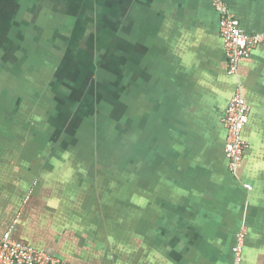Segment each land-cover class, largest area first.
<instances>
[{
	"label": "crops",
	"instance_id": "1",
	"mask_svg": "<svg viewBox=\"0 0 264 264\" xmlns=\"http://www.w3.org/2000/svg\"><path fill=\"white\" fill-rule=\"evenodd\" d=\"M100 2L86 4L75 29L78 35L69 37L70 28L62 26L75 18L69 0H41L40 5L7 0L23 8L19 13L34 14L38 4V26L49 32L50 46L76 47L66 60L73 59L69 68L77 66L81 75L93 59L89 56L96 43V21L102 17L110 25L103 40L98 37L99 46L109 48L113 40L120 56L109 64L102 52L99 58L105 67L98 75L103 81L111 75L117 106H106L104 114L100 110L96 140L109 141L114 148L118 141L120 152L110 147L108 158L102 156L99 165L96 157L90 170L87 154L80 149L86 139L81 144L71 135L72 148L59 153L53 151L59 135L49 134V125L43 134L13 135L15 140L0 150V239L11 232L13 239L73 264H236L234 246L243 230L240 264H264V43L241 60L234 76L211 0ZM225 2L244 31L264 32V0ZM42 13L47 15L44 22ZM35 56L29 52L22 59V71ZM126 66H131L128 77ZM165 68L177 78L182 71V167H165L162 148L154 150L153 157L149 154L150 77ZM238 83L250 115L243 133L248 148L242 166L233 173L225 154L222 118ZM159 88L162 94L163 85ZM130 93L132 109L118 101H128L125 95ZM116 107L121 111L114 112ZM154 114L164 119L162 108ZM51 117L58 125V112ZM117 118L121 129L115 131ZM127 126L132 131L127 132ZM126 140L139 143L134 168L123 166ZM62 143L69 144L64 137ZM121 174L134 176L123 179Z\"/></svg>",
	"mask_w": 264,
	"mask_h": 264
},
{
	"label": "rangeland",
	"instance_id": "2",
	"mask_svg": "<svg viewBox=\"0 0 264 264\" xmlns=\"http://www.w3.org/2000/svg\"><path fill=\"white\" fill-rule=\"evenodd\" d=\"M69 1L74 7V11H72L74 14L71 15L75 16V18L72 19L71 17V19H66L69 22L64 23L62 26L66 27V29L67 27L70 28L69 37H71L73 34H75V29H77L78 26L77 23L80 21V19H82V14L86 4L88 2L97 4L101 2L100 0ZM105 2L107 3L108 0H105ZM6 5L7 0H0V12L3 15H5L3 9ZM21 14L24 13L15 11L14 13H11V17L15 18L17 16L22 19L25 16ZM41 17L44 22L47 15L42 13ZM97 27L98 26L95 25V28L93 29L94 31H92L96 40L98 39V35L100 33ZM3 43L7 46L6 51L8 53H12L13 55H15L18 50L21 49L18 57L12 58V60H21L23 46H21V48L16 47L19 44L13 42H11L9 45L7 41ZM102 46L107 47L104 45ZM28 49L30 50L31 48ZM102 49V47L95 43L92 53L89 56L93 57V59L86 62V66L82 71V75L80 74V70L77 66L72 67V70L71 68H68L65 69V71H61L59 73L58 68H56L52 74L51 69L53 64L56 63L57 59L59 61L63 59L66 60V55L69 51L68 49L63 48L61 50L60 47L58 49L54 47H48V51L41 57V60L45 61V66L43 67L44 71H42V73L39 75L38 73L41 71L38 73L34 72L37 73V76H35V81H33V73L30 72L28 74L25 71L22 72V64L16 62L15 67L11 69V65L9 66V63L13 62L10 61L8 63L7 60H3L2 63H0V101H2L0 103V118L4 119V121L0 120V150H3L4 147L8 145V142L15 140L13 135L18 137H30L31 135H36V133L39 132H42L43 134V129H47L46 125H49L50 129H52L51 133L49 134L55 136L57 134L59 135L57 139L58 144L63 139L62 135L68 134L66 140H68L69 146L72 144L70 142L71 135L77 136V138L80 139L78 143L81 144L82 141L86 139L85 134L83 133L84 127H92V129L97 130L96 121L100 110H103L102 114H104L106 106H117V104L115 106L113 105L114 102L117 101V94L113 92V87L115 84L111 82V75H108V79L105 81H103L99 75L96 76V73H99L100 69L105 67L104 65H101L99 58V56H103L101 51ZM33 52H35L34 49ZM69 55H74V52H69ZM6 58L7 56H2V59ZM108 60L109 58H107L106 62H108ZM14 69L16 70L14 71ZM26 70H30L29 66H27ZM75 71L76 75H73ZM71 72L73 73L71 74ZM29 75L32 77H29ZM115 75L116 83H118V75ZM52 80L57 81V84L54 85ZM8 84L13 85L15 89L12 91V88H5ZM48 86L52 87L51 90H48ZM5 89H10L9 94ZM104 91H108L109 93L106 95ZM41 99L43 103L37 107V110H34V107L39 104V100ZM87 101H91L92 105L89 106ZM118 101H120L125 106L128 105V101H126L125 98L121 97ZM14 103L19 106L18 111H13ZM7 104H10V106ZM32 105L33 108L31 107ZM92 106L93 110L91 111L90 107ZM56 112H58L59 120L61 122L58 125L53 124V122L57 123L56 117H51V114ZM74 113L76 114V117L75 120L72 121V116ZM51 125L53 127H51ZM94 140L96 139L94 138ZM128 145L132 148V150L135 151L134 154H137V147L139 146L138 141H129ZM11 147H13V145H11ZM70 148L72 147H68L65 150ZM127 150L128 149L125 147V149L121 150V152L126 154ZM156 161H159L158 157H155V162ZM133 176L134 175L128 176L126 174H121V176L119 175V177H122L123 179H128L129 177L133 178ZM169 198L171 200H176V198L173 196H170Z\"/></svg>",
	"mask_w": 264,
	"mask_h": 264
},
{
	"label": "flooded vegetation",
	"instance_id": "3",
	"mask_svg": "<svg viewBox=\"0 0 264 264\" xmlns=\"http://www.w3.org/2000/svg\"><path fill=\"white\" fill-rule=\"evenodd\" d=\"M36 3L38 1V4L40 5V1L41 0H34ZM38 4L35 5V13L33 14H28L25 10L22 11L21 15H24L25 17L20 19L19 17H15L12 18L11 17V13H14L15 11H19L20 9H23L21 7H19L18 5L15 4H11L8 3L4 9L3 12L5 13V15H3L0 12V63H2V61H6L9 63L10 61L13 63H9V66L11 67V69H13V67H15L16 62H18L19 64H22L21 67L23 68V60L24 57L26 55H28L29 52H33V49L35 50L34 53H36V56L34 58L33 61L28 62L29 66L31 67V70H26L24 69L25 72H27L28 74L31 72L33 73V77L37 76L42 73V71H44V66H45V61L41 60V57L48 51V47L50 46V43L52 44L53 41L51 42L46 36L49 32H47L46 30H44L41 25L38 26V19H39V11H37L38 9ZM33 9V8H32ZM29 11H31L29 9ZM37 12V13H36ZM97 28L98 31L100 32L98 37L101 38V36L106 35L109 29L108 23L103 22V18L100 17L97 21ZM112 33L110 34L111 36H113L115 34V27L114 25H112L110 27ZM119 30V29H118ZM114 31V32H113ZM84 31H81V33H83ZM74 35H78L75 34ZM2 38V39H1ZM103 40V39H102ZM10 45L11 42L13 43H17L19 44L16 47L21 48L22 47V57L21 60H16L12 58H17L19 53L21 52V49L18 50V52L13 55L12 53H8L6 51V45H4L3 42H6ZM113 40H112V44L109 46V48H103L101 51L107 53V58H109L108 62L109 64L111 63H115L116 62V57L118 59V57L120 56V54L118 53V49L116 50V46L115 43L113 44ZM54 43H56L54 41ZM96 44L99 45V40H96ZM37 45V48H36ZM30 47V51L27 53L28 51V47ZM62 48L63 49H68L69 52H73L76 50V47H63V46H58L55 45L54 48L58 49V48ZM53 48V47H51ZM4 52V53H3ZM69 52L66 56H68L70 58ZM39 54V58L38 55ZM7 56L6 59H2V56ZM73 59H68V60H61L59 61L58 59L56 60V63L53 64L52 69H51V73L53 74L55 69L58 68V73L61 71H65V69H68L70 67L69 65V61H72ZM161 65V64H159ZM159 65H157L158 68ZM130 68L131 66H126L127 72H126V77L129 76V72H130ZM16 69H14L15 71ZM22 71V72H24ZM37 72V73H34ZM50 73V74H51ZM102 73V71H100V74ZM104 74L106 72H103ZM35 74V76H34ZM29 75V77H32ZM96 76H98V73H96ZM25 79V78H24ZM53 84H57V81L52 80ZM126 81L128 82V79L126 78ZM126 81L124 82V85H126ZM150 83H151V88H150V92L152 94L151 98H150V106H149V111L148 113L150 114V122L147 125V130L150 134V136L152 137V141H153V146L152 149L150 151V156H155L156 152L154 150H156L158 147L162 148L161 149V153L162 156L164 157V166L165 167H182V71L180 74V78H177L176 75L174 74V72L170 69V68H165L163 71H157L155 73L151 74L150 77ZM161 81V82H160ZM160 84L163 85V90H162V94H161V89ZM7 87L5 88H12V91L15 89V87L13 85H6ZM51 86V85H50ZM48 86V90H51L52 87ZM8 91V94L10 92V89H5ZM179 90V94H176V91ZM134 93V92H133ZM130 93L129 95H125L128 98V105L129 107L132 109V98L134 97V94ZM161 94V95H160ZM2 101H0L1 103ZM43 103L42 99L39 100V104L36 105L35 107L40 106ZM10 106V104H7ZM14 107L18 108V106H15V103L13 104ZM33 108V105L31 106ZM34 107V108H35ZM30 108V107H29ZM160 108H162L163 113H164V119L163 120H158L155 117L154 112L157 113V110H159ZM14 111H17L16 109H14ZM114 112H120V108L116 107L114 110ZM76 114L74 113V115L72 116V121L75 120ZM110 119V118H109ZM112 119V118H111ZM114 130L116 131V129H121L120 126H118V118L116 119L115 123H114ZM128 131H132L131 130V126H127ZM109 129L112 130V128L107 127ZM106 129V128H105ZM79 133V132H78ZM58 135V134H57ZM88 133L85 132V142H84V146L86 149H81V151H83L85 154H87V163L88 166L87 168L94 169V159H96V157H99V161H95L97 162L99 165H101V157L108 156V153L106 152V147L108 146L109 148L111 147V149H113L114 151L120 152V150L118 149V141L116 148L113 147V145L111 144V142L109 141H104V144H102L99 141L95 142L94 145H92L91 142V136H87ZM98 133L95 135L96 138H98ZM65 138H67L68 134H64L62 135ZM87 136V137H86ZM129 137V135H128ZM115 140L113 139V142ZM112 142V143H113ZM56 143V147L53 148V151H57V152H61L62 150H65L66 148L69 147V144H64L62 143ZM123 149H125V147L128 149L126 151L125 157L123 159V166H127L132 168L133 166L132 163L134 162L133 160V156H136L135 151L132 150V148L128 145L127 140L123 141ZM156 145V146H155ZM130 148V149H129ZM49 149V146H48ZM47 149V150H48ZM122 149V150H123ZM105 151V152H103ZM108 158V157H107ZM227 158V157H226ZM228 160V159H227ZM160 160L157 161V165L159 164ZM151 165H153L152 161H151ZM228 165H229V161H228ZM134 168V167H133ZM111 175H113L110 172ZM108 174L107 176L110 177L111 175ZM112 178V177H111ZM107 179V177H106ZM122 181H124L123 179H121ZM109 196V195H108ZM126 218V217H124ZM111 250V248H110ZM69 264H73V263H69Z\"/></svg>",
	"mask_w": 264,
	"mask_h": 264
},
{
	"label": "built area",
	"instance_id": "4",
	"mask_svg": "<svg viewBox=\"0 0 264 264\" xmlns=\"http://www.w3.org/2000/svg\"><path fill=\"white\" fill-rule=\"evenodd\" d=\"M212 5L220 16V33L223 38L228 59L229 73L238 75L240 62L247 57L258 45L264 43V32L248 33L241 28L237 18L225 0H211ZM250 106L246 100L243 87L238 83L233 97L222 118L227 130L225 154L229 161V170L237 172L243 164L248 142L243 136L248 123ZM242 230L237 236L234 246L236 264L240 258L245 241ZM0 264H69L61 257L44 251L27 243L12 238L11 232L5 233L0 239Z\"/></svg>",
	"mask_w": 264,
	"mask_h": 264
},
{
	"label": "trees",
	"instance_id": "5",
	"mask_svg": "<svg viewBox=\"0 0 264 264\" xmlns=\"http://www.w3.org/2000/svg\"><path fill=\"white\" fill-rule=\"evenodd\" d=\"M60 123H61V122L59 121V124H60ZM83 131H85V132L87 131V133H88L87 136H91V142H92V145H94L95 142H96V140H94V138L97 139V138L95 137V135L97 134V132H96L97 130L92 129V127H90V128H89V127H84V128H83ZM62 141H63V139H62L61 142H60L61 144H62ZM86 141H87V140H86ZM61 144H60V146H61ZM64 144H67V143H64ZM85 144H86V143H85ZM85 144H84V145H85ZM84 145L81 146L80 149H86ZM106 150H107V151H110V148L107 146V147H106Z\"/></svg>",
	"mask_w": 264,
	"mask_h": 264
}]
</instances>
